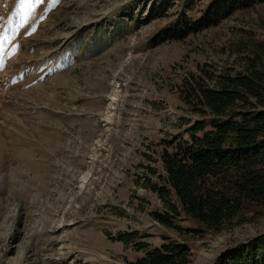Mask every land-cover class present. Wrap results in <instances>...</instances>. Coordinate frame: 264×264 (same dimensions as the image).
I'll use <instances>...</instances> for the list:
<instances>
[{
    "label": "rangeland",
    "instance_id": "374dc122",
    "mask_svg": "<svg viewBox=\"0 0 264 264\" xmlns=\"http://www.w3.org/2000/svg\"><path fill=\"white\" fill-rule=\"evenodd\" d=\"M183 10V0H0V264H128L143 253L119 236L134 231L153 247L185 243L190 264H217L264 237L257 205L218 233L189 234L201 227L191 219L167 228L153 217L163 202L141 186L144 166L163 173L151 160L164 141L202 120L183 99L189 83L214 86L203 70L264 68V3L162 39ZM94 39L100 52L85 49Z\"/></svg>",
    "mask_w": 264,
    "mask_h": 264
},
{
    "label": "trees",
    "instance_id": "16d2710c",
    "mask_svg": "<svg viewBox=\"0 0 264 264\" xmlns=\"http://www.w3.org/2000/svg\"><path fill=\"white\" fill-rule=\"evenodd\" d=\"M196 1L199 0H183L181 18L160 33L162 39L183 41L191 34L219 26L237 11L264 3V0H211L196 15L193 12ZM167 6L166 3L152 6L150 17H159ZM109 22L120 27L115 20H107L101 27ZM83 31L75 39V46L83 43ZM94 40L85 49L94 46L100 52L98 47L102 46ZM255 66L236 74L216 75L203 70L214 86L202 79L188 84L189 91L183 99L197 108L202 120L184 134L164 141L159 159L151 160L161 163L163 173L153 166H144L146 171L141 178L144 181L141 186L153 191L164 204L163 212L153 214L159 224L180 229L178 222L191 219L202 228L187 232L202 237L208 230L217 233L224 230L247 205L264 206V68ZM154 177L157 182H153ZM119 237L143 253L128 264L191 263L190 248L183 242L164 238L159 247H153L143 240L148 236L138 231ZM217 264H264V237L226 254Z\"/></svg>",
    "mask_w": 264,
    "mask_h": 264
}]
</instances>
